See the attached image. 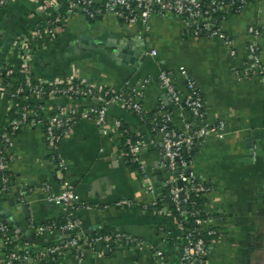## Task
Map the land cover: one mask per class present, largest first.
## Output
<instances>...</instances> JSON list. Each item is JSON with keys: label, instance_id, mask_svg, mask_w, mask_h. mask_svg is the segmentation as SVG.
I'll use <instances>...</instances> for the list:
<instances>
[{"label": "crops", "instance_id": "crops-1", "mask_svg": "<svg viewBox=\"0 0 264 264\" xmlns=\"http://www.w3.org/2000/svg\"><path fill=\"white\" fill-rule=\"evenodd\" d=\"M67 1H7L0 10V71L5 73L10 67L17 71L22 57L18 40L35 33L31 66L38 80L66 81L75 71L79 79L98 88L142 94L140 101L148 114L159 117L168 110L173 113V125L182 129L190 114L169 101L159 74L169 70L185 97L188 87L180 70L185 67L202 93L204 122L225 121L224 135L207 136L193 154L192 169L213 186L205 194V208L209 224L218 232L210 237L206 264H264V76L251 73L239 79L237 74L250 70V27L260 31L264 59V0L220 14V25L233 40L235 55H230L221 38L184 36L182 20L173 13L154 14L143 25L106 12L94 18L77 12L65 18L53 37L44 25ZM140 44L145 52H137ZM5 75L0 77V135L9 121L20 115L21 108L1 85L4 81L12 88L17 86L19 73ZM31 104L40 106L44 118L59 104L78 105L82 112L89 99L34 98ZM117 121L126 127L125 133H120ZM43 131L40 124L20 127L13 139V159L7 165L10 188L0 192V214L22 242L39 253L50 241L67 237H40L33 227L65 219L69 210L50 199L63 189L65 179L79 195V202L92 206L70 208L81 222L80 236L126 232L145 243L139 247L99 243L88 248L83 259L67 251L56 261L33 256L27 264H181L185 228L166 205L158 204L169 189L173 172L164 166L161 149L152 143L154 135L136 114L112 104L103 126L79 117L57 147L47 144ZM126 135L145 140L140 163L128 156ZM124 199L132 205L116 206ZM159 250L162 256L157 255ZM5 259L0 234V264H5Z\"/></svg>", "mask_w": 264, "mask_h": 264}, {"label": "built area", "instance_id": "built-area-1", "mask_svg": "<svg viewBox=\"0 0 264 264\" xmlns=\"http://www.w3.org/2000/svg\"><path fill=\"white\" fill-rule=\"evenodd\" d=\"M8 0H0V10L6 5ZM56 0H54L55 2ZM259 0H68L65 6L66 14L58 11L45 23L48 33L55 37L59 33L62 22L70 14L77 12L84 13L89 18L96 17L99 13L112 14L127 23L140 22L147 25L154 14L173 13L177 15L183 24L184 36L192 35L196 37L221 38L228 45L230 55H235L236 51L232 46L233 40L222 29L221 19L216 15L223 13L227 9L240 11L247 3ZM47 6V5H45ZM253 39L248 44L250 53L249 69L239 71L238 78L247 77L251 73H259L264 76V59L259 48L260 31L258 28L250 27ZM35 33L30 36L20 37L18 48H22L20 53L21 64L16 68L10 67L5 73L0 71V77L6 75H17L23 73L25 80H18L17 86L10 87L8 82H2V89L6 90L12 101L25 102L20 108V115L13 117L6 129L0 135V192H6L10 188V174L7 170L8 163L13 159L11 151L13 139L17 135L20 127L24 125H43L44 138L48 145L57 147L66 139L71 129L79 117L93 119L98 125L107 123L109 107L112 104L123 105L128 111L136 114L142 122L150 124V131L154 135L152 143L157 145L165 159L164 166L173 172L172 180L168 182V191L160 197V206L166 205L172 214L177 212L181 219L180 223L187 222L188 217L193 218L194 226L184 230L182 246L180 251L181 264H206L209 256V245L205 238L217 234V229L209 224V217L202 218L200 208H196L197 200L194 195L205 196L213 189V186L201 178H198L194 170L192 152L200 145L207 136L213 134L224 135L225 121H218L212 124L204 122L205 110L203 96L195 81L187 75L185 67H181V73L185 75L188 94L184 97L174 85L172 73L163 69L159 74V81L166 92L169 101L177 106L185 107L190 118L184 121L183 128L179 129L173 125V113L166 110L159 117H147L140 98L142 94L125 93L113 89L98 88L95 85L79 79L78 73L73 74L61 82H46L35 78L31 66L33 50L31 42L35 39ZM153 55L157 54L152 50ZM20 79V77H19ZM143 86V85H142ZM76 98L85 97L89 99V106L82 112L75 104H59L53 112L44 118L41 117L39 105L31 104L34 98ZM120 133L127 130L121 121H117ZM146 144L142 138L126 135V145L128 156L131 161L140 163V152ZM60 158V157H59ZM59 168L63 167L62 161L58 162ZM62 175V170L60 169ZM182 182V185L179 184ZM64 187L50 199L63 205L69 210L66 217L61 222H51L35 224L34 231L40 237L52 236L56 234L69 235L62 238L54 245L45 247L36 258H47L56 261L59 255L72 251L78 259H83L88 248L99 243L109 244L110 242L119 245L141 246L145 242L143 239L131 236L126 232L112 234H101L97 236H80L78 230L81 222L73 216L70 208H90L84 202H79L80 197L64 179ZM46 189L48 186L45 187ZM79 204L71 206L72 202ZM157 204V203H154ZM132 204L128 200L116 202L118 207H130ZM188 206V207H187ZM190 206V208H189ZM171 208V210H170ZM0 234L6 248L5 264L23 263L31 256V247L28 243H23L21 236L4 220L0 214ZM162 250L157 251L158 256H162Z\"/></svg>", "mask_w": 264, "mask_h": 264}, {"label": "trees", "instance_id": "trees-1", "mask_svg": "<svg viewBox=\"0 0 264 264\" xmlns=\"http://www.w3.org/2000/svg\"><path fill=\"white\" fill-rule=\"evenodd\" d=\"M60 12L66 14L65 8L62 9V11H60ZM220 14H221V13H218V14H216V15L219 17ZM5 76H6V75H5ZM19 77H20L19 81H21V80H25V79H26V76H25L23 73H19ZM19 103H20V105L18 106V108L22 107L23 104H24L25 102L19 100ZM149 116L151 117V115L147 113V117H149ZM143 123H144L148 128H150V124H148V123H146V122H143ZM125 128H126V127H125ZM193 154H194V151L192 152V155H193ZM193 198H194L195 200H197L196 208H200L201 213L203 214V215H202V218L209 217V213H208V211H207L206 208H205V196H201V198H199L198 195H194ZM187 207H188V206H187ZM189 208H190V206H189ZM174 216H175V218H177L178 221H179V219H181L180 215H179L177 212H175ZM185 220H186L187 222L182 223L183 227H184L186 230L191 229V228L194 226L193 218H192V217H188V218H186ZM179 222H180V221H179ZM186 230H185V231H186ZM108 233H109V232H106V231H100V232L94 233V234L89 235V236L93 237V236H97V235H101V234H108ZM109 234H110V233H109ZM111 234H112V233H111ZM67 236H69V235H67ZM204 236H205V238H206V240H207V244L209 245L210 237H211V236H208V235H206V234H205ZM57 242H59L58 239H57V240H52V241H50L48 244H49V245H54V244L57 243ZM36 253H38V252L31 251V256H30V257L35 256Z\"/></svg>", "mask_w": 264, "mask_h": 264}, {"label": "water", "instance_id": "water-1", "mask_svg": "<svg viewBox=\"0 0 264 264\" xmlns=\"http://www.w3.org/2000/svg\"><path fill=\"white\" fill-rule=\"evenodd\" d=\"M136 50H137V52L138 51L145 52L146 51V48L143 46V44H140L139 46L136 47ZM137 56L140 58L141 57V53L140 54L137 53ZM179 184L182 185V182L179 181ZM86 233H88V232H86Z\"/></svg>", "mask_w": 264, "mask_h": 264}]
</instances>
